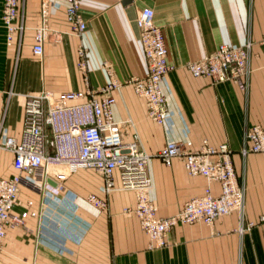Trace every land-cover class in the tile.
Masks as SVG:
<instances>
[{
    "label": "crops",
    "instance_id": "obj_1",
    "mask_svg": "<svg viewBox=\"0 0 264 264\" xmlns=\"http://www.w3.org/2000/svg\"><path fill=\"white\" fill-rule=\"evenodd\" d=\"M42 1L20 0L17 22L23 29L9 41L2 17L4 0H0L1 136L21 134L29 94L51 91L57 96L88 87L99 89L110 80L105 65L109 62L122 83L112 94L116 97L114 117L124 128V140L137 135L152 154L151 196L158 214L176 213L208 184L205 176L188 173L180 158L165 164L158 150L171 139L183 140L192 149L207 139L213 145L227 142L233 150V166L244 189L243 221L233 211L213 224L179 223L169 230L167 245L150 247V237L132 211L134 190L115 189L107 194L99 173L79 167L61 181L63 189L51 194V199L38 187L22 184L21 203L13 211L32 209L38 214L28 215L22 225L6 227L0 264H264V222L239 229L264 212V152L240 151L245 129L254 124L264 126V51L257 42L264 33V0H82L87 22L82 34L71 29L67 1L49 0L50 33L43 52L36 54ZM144 6L154 9L173 64L163 80L169 106L163 123L147 115L145 98L126 81L148 70L136 21ZM248 38L254 43L245 90L231 81L194 76L186 66L188 60L204 56L220 43L240 45ZM80 43L88 48V81L78 65ZM85 99L67 101L76 109L56 121L63 133L58 144L65 150L79 147L66 133V126L84 115L77 107ZM48 131L53 137L50 125ZM55 149L49 145L50 151ZM13 161V152L0 148V177L16 172ZM116 181L120 183L118 172ZM211 186L214 193L220 191L218 182ZM90 192L106 197L108 208L102 210L89 202Z\"/></svg>",
    "mask_w": 264,
    "mask_h": 264
},
{
    "label": "built area",
    "instance_id": "obj_2",
    "mask_svg": "<svg viewBox=\"0 0 264 264\" xmlns=\"http://www.w3.org/2000/svg\"><path fill=\"white\" fill-rule=\"evenodd\" d=\"M66 1L71 29L76 34H82L87 28L81 11L82 0ZM19 6L20 0H4L2 17L9 41L14 38L16 31L23 29L22 23L17 22ZM41 13L42 22L35 34L36 54L43 52V43L50 33L49 0L42 1ZM136 21L148 70L145 74L131 76L126 81L132 83L136 92L145 98L147 115L156 122L163 123L169 113L163 80L173 67L168 57V44L162 27L155 22L152 7H142ZM258 43L264 47V34L258 39ZM252 44L250 38L240 45L223 42L204 56L188 60L186 66L194 76L231 81L245 90L251 71L249 58ZM77 52L78 65L88 81V48L80 43ZM105 65L109 69L110 80L99 89L88 87L84 90L61 92L57 96L51 91L29 94L25 101L21 134H0V148L13 152V164L17 170L11 176L0 177V248L8 225H22L28 215L38 214L37 210L32 209L21 213L13 211L14 206L21 203L22 184L38 187L43 190L46 198L51 199V194L63 189L61 181L79 167L92 168L99 173L104 178L107 194L115 189L134 190L136 205L132 211L137 214L141 226L148 233L150 247L167 245L169 230L179 223L203 221L213 224L220 216L233 211L238 212L241 222L243 221L244 189L233 166V150L227 142L213 145L207 139L197 149L190 148L183 140L171 139L158 150L157 155L165 164H171L175 158H180L188 173L201 174L208 181L205 191L187 199L176 213L167 216L158 214L159 207L151 196L154 185L150 168L152 154L142 146L137 135L131 140H124V128L114 117L113 104L116 97L112 94V90L122 83L115 78L112 65L109 62H105ZM78 98H86L77 107L84 115L70 120L66 133L76 140L79 147L65 150L58 144L63 133L57 128L56 121L60 115L72 111L73 107L67 105V101ZM49 125L53 128V137L48 131ZM50 144L56 146L54 151L49 150ZM240 151L244 154L264 152V126L254 124L245 129ZM116 172L119 173V184ZM49 178L55 180L56 184H52ZM213 182L220 185L218 193L212 190ZM69 198L74 200L73 195ZM87 200L102 210L108 208L107 198L95 192H90ZM78 209L76 207L75 211ZM259 222H264V212L256 219L241 224L239 229H249Z\"/></svg>",
    "mask_w": 264,
    "mask_h": 264
},
{
    "label": "water",
    "instance_id": "obj_3",
    "mask_svg": "<svg viewBox=\"0 0 264 264\" xmlns=\"http://www.w3.org/2000/svg\"><path fill=\"white\" fill-rule=\"evenodd\" d=\"M49 180H50V182L52 183V184H56V181L55 180H53L52 178H49Z\"/></svg>",
    "mask_w": 264,
    "mask_h": 264
},
{
    "label": "rangeland",
    "instance_id": "obj_4",
    "mask_svg": "<svg viewBox=\"0 0 264 264\" xmlns=\"http://www.w3.org/2000/svg\"><path fill=\"white\" fill-rule=\"evenodd\" d=\"M264 34V33H263ZM262 36V35H261ZM260 36V37H261ZM251 39V38H250ZM252 40V39H251ZM253 41V43H254V40H252ZM257 42H258V40H257ZM262 46V45H261ZM262 48H263V51H264V47L262 46ZM52 170H54V169H52ZM16 172H17V170H16Z\"/></svg>",
    "mask_w": 264,
    "mask_h": 264
}]
</instances>
